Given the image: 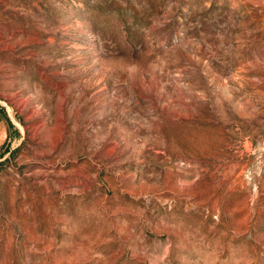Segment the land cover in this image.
Wrapping results in <instances>:
<instances>
[{"label":"rangeland","instance_id":"obj_1","mask_svg":"<svg viewBox=\"0 0 264 264\" xmlns=\"http://www.w3.org/2000/svg\"><path fill=\"white\" fill-rule=\"evenodd\" d=\"M0 264H264V0H0Z\"/></svg>","mask_w":264,"mask_h":264}]
</instances>
